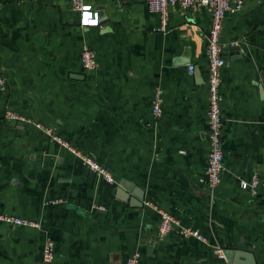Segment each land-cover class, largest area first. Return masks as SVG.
Returning <instances> with one entry per match:
<instances>
[{
	"label": "crops",
	"instance_id": "obj_1",
	"mask_svg": "<svg viewBox=\"0 0 264 264\" xmlns=\"http://www.w3.org/2000/svg\"><path fill=\"white\" fill-rule=\"evenodd\" d=\"M84 2L98 12L97 25L81 26L70 0H0V214L39 223L0 222V264H125L134 251L140 264H232L219 249L248 251L264 264V190L254 196L239 185L253 173L264 181V0H245L223 20L224 170L213 195L200 183L210 10L172 6L162 31L141 0ZM84 44L96 53L90 71L80 64ZM155 88L159 118L151 110ZM7 110L52 127L117 183L32 123L4 119ZM121 179L142 190L141 206L116 197ZM151 204L206 241L177 233L158 239ZM46 238L55 242L51 262L42 260Z\"/></svg>",
	"mask_w": 264,
	"mask_h": 264
},
{
	"label": "built area",
	"instance_id": "obj_2",
	"mask_svg": "<svg viewBox=\"0 0 264 264\" xmlns=\"http://www.w3.org/2000/svg\"><path fill=\"white\" fill-rule=\"evenodd\" d=\"M72 8L79 15V24L83 27L97 25L99 15L97 11L91 9V5L84 0H70ZM146 3L148 9L155 12L159 16V29L166 30L169 8L177 5L184 12L187 9H197L207 7L210 10V27L205 37V51L208 66L207 90V129L206 139L208 142V151L206 154V168L204 176L200 179V183L204 187V191L213 195V192L220 183L221 173L224 170V154H223V114L222 103L223 94L220 90L221 85V69L226 63L225 49L227 45L221 40V32L223 20L228 14L238 13L244 7L245 0H141ZM80 64L83 70L90 71L97 67V58L94 49L84 44L80 54ZM194 65H188V72L194 71ZM5 78L0 75V91L5 87ZM162 90L155 88L151 102V110L154 118H159L162 114ZM4 119L12 120L17 123H32L36 128L43 131L51 140L55 141L59 146L66 149L72 155L77 157L83 165L90 171L101 177L108 183L116 184L117 181L111 172L99 163L91 155L84 153L76 146L72 145L66 139L62 138L52 127L46 126L41 122H32L28 117L7 110ZM239 185L242 189L250 191L252 195H257L260 190H264V181L260 179L257 173H253L247 179H240ZM153 205V204H151ZM159 215L156 236L158 239H165L171 234L177 233L181 238H194L198 241L205 242L206 237L196 228L183 225L175 214L161 206L153 205ZM99 209L102 207H98ZM0 222L8 224L11 228L20 227L39 228V223L11 214H0ZM55 242L51 238H46L42 247V260L51 262L54 258ZM220 256L223 250H217ZM140 251L132 252L126 259L125 264H140Z\"/></svg>",
	"mask_w": 264,
	"mask_h": 264
},
{
	"label": "water",
	"instance_id": "obj_3",
	"mask_svg": "<svg viewBox=\"0 0 264 264\" xmlns=\"http://www.w3.org/2000/svg\"><path fill=\"white\" fill-rule=\"evenodd\" d=\"M229 50L236 54L240 52L239 45H230ZM130 193L132 194L130 196ZM116 197L122 201L128 202L131 206H141L143 204L142 190L134 186L131 182L121 179L116 187ZM225 259L232 264H255L254 255L251 252L243 250H225L223 251Z\"/></svg>",
	"mask_w": 264,
	"mask_h": 264
}]
</instances>
